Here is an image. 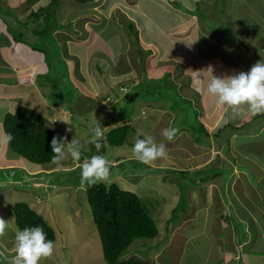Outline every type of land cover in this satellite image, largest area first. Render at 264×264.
Here are the masks:
<instances>
[{
  "label": "rangeland",
  "instance_id": "rangeland-1",
  "mask_svg": "<svg viewBox=\"0 0 264 264\" xmlns=\"http://www.w3.org/2000/svg\"><path fill=\"white\" fill-rule=\"evenodd\" d=\"M241 1L243 4L246 2L244 7L243 5L241 7V3H237L236 0H217V4L215 1L214 8L216 9L211 11V17L209 18L204 16L201 7L197 8L195 13L201 20V27H212L215 30L209 33V36L214 38L212 43L204 44L196 57H213L212 59H215L216 57L221 58V55H223L225 65L229 66L225 67V65H223V67H221L220 65L219 73L217 74V66H207L202 70L200 66L193 67L189 64L186 67H193V69L190 68L193 73V78L196 77V72H193L195 70L203 72V74L210 73L211 71L212 76L215 74H222V76L228 75V73L235 71L232 70L233 68H237L240 71L246 70L250 66L249 59L246 57V50L239 52L241 54L239 57L233 55L229 49L230 45L234 46L232 44H237V42L244 43L250 48H254L264 59V0H260L262 3L261 6L259 4L257 5L255 0ZM249 1L252 2L251 6L248 5ZM207 4L208 6L206 8L211 7L210 3ZM30 6L31 2L27 0H15L9 3L5 0H0V14L2 17H4V15H14L13 20H18L25 28V24L29 22L27 19L28 11L26 9H29ZM38 7L39 6H37L36 10ZM88 9L89 6L74 4L71 0H61L59 7L55 3L48 9V11L54 10L55 13H59V15L56 20L55 17H52L53 27L49 30V33L52 35L46 37L41 36V41L43 42L39 43L38 41L39 45L37 49L42 51L44 55L42 56L43 58L46 57L45 61L51 72L48 76L41 78L43 81L48 82L42 83L45 86L41 87L40 94L42 96L44 94H50L51 98H49V100L52 104L58 103L62 105V107H66V103L71 102V105L74 107H81L77 99L72 98V95H74L73 88L75 83L73 84L71 81L73 80V73L70 68L75 65V61L66 60L62 43H60L59 37L57 36L64 32L63 29L65 27H61V22L59 21L60 24H58L57 20H59V16L63 14L69 16V21L75 18L77 25H73L72 27L67 26L66 29L76 37L77 33H75V31H77V26L81 24L80 29L82 30L83 22L89 17L87 13ZM252 9H257L259 12L256 11L255 15H253L254 11ZM259 13L262 14V17ZM243 16L246 18L244 19ZM9 19L11 20L12 18L10 17ZM233 20L235 21L232 22ZM98 22L97 25L103 23L101 27L103 37L114 39L115 49L117 47V42H121L125 47L128 46L130 37L137 41L130 45V47H132V53L134 55H140L141 64L143 65H141L142 68L147 63L152 64L155 62V58L149 59L148 56L150 54H157L158 51H160L159 46L163 42L159 34L155 32V28L148 21L144 22L141 29V36L139 37L137 34L139 29L136 28V25L133 26V23L130 21L126 23L125 32L123 31L120 35L116 34L115 36L113 33L114 29L117 31V25L111 26L110 23L108 24L107 17L105 16H98ZM130 27H133L134 30L132 36L130 35ZM27 30L29 31L23 30V32L25 36L30 38L32 27L27 28ZM42 30L43 29L40 27V31ZM24 41L28 42L31 40L24 38ZM237 46L240 48L239 45ZM238 47H236V50ZM70 50L72 49H69V51ZM77 51H81L82 53L86 52L87 57H89L87 59L82 57L83 65L89 63L87 61L94 57V51L91 48L86 50L82 48H80V50L75 49L70 51V53H76ZM120 56L119 52L116 53V58L111 59L115 65L113 66V64L107 62L106 65H104V70L103 68L101 70L97 69L98 73L94 70L96 65L92 66V70L81 66L84 72H88L85 69L91 71L92 81L95 80L96 82H93L100 89L99 92H96L98 93V100L107 108L99 110L94 118L90 115L86 116V122L84 118H81L82 120L79 119L78 122L80 124L86 125L84 128H80L81 130L78 131V134L72 131V135H69L68 139L70 141L68 142H71L73 137L77 136L85 148L88 149L82 150L79 162H75L69 157L64 160L60 166L52 163L46 167L52 170L50 173L44 171L36 177L34 176V178H30L28 174L22 173V171L19 170L7 169L0 171V204H3L0 206V217L8 222V228L5 234L0 236V252L4 253L3 256H0V264H8V259L14 255V236L15 232L19 229L16 225L13 208L18 203H25L30 206L37 214L45 218L56 233L53 255L48 259L41 260L39 264H105L100 236L88 200V188L86 186L84 188L80 187V165L84 160L89 159L93 155L102 154L111 162L110 175L104 183L106 185L116 183L122 190L138 195L143 201L145 210L155 221L159 229L157 238L139 239L134 242L127 250L126 255H128V257L126 258H138L147 263L158 259L155 264H169V259H167V257L171 256L174 259L172 264H190V261L196 257V264H205L208 251L197 250L195 253L193 246L190 245L191 238L197 237L198 235H192L190 233L184 236L185 233L180 232V229L183 230L190 219H201L202 216L206 217V228L211 231L214 230L215 232L220 230L218 233H222L226 230L234 229L233 223L229 220V211L232 213V211L236 210L234 207H231V202L227 194L228 191L223 190L221 193L222 183L225 180H229L230 176L228 175L231 174L232 171L228 169L227 160L221 158L223 156L222 146H218L217 142L220 145L222 141L216 140L215 138H206L207 135L204 132L205 128L200 123L202 109L197 106L198 104L195 100V98L199 99L207 95L204 91L207 79L205 77V79L203 78L201 83L198 84L200 91H197L186 87L189 84L186 79L184 80L185 87H178V85L170 82H168L167 85V75L161 82L152 81L148 77L140 87L132 91L129 87V84H132L131 81H128L129 84H127L125 80L110 76V74H112L110 71L111 67H122V71L135 67L136 64L130 63V60L129 64L126 61V65H123ZM183 66L185 67V65ZM142 71H144V68ZM74 72H76V75L74 74L75 79L80 81L79 70L75 69ZM119 72L118 69L117 74ZM145 72L146 71H144V73ZM180 72L184 71L180 69ZM171 75L174 74L171 73ZM81 79L80 82L83 81L81 84L82 88H88L90 83L88 84L85 78L81 77ZM120 83L125 84V87L121 88ZM153 87L155 91H153ZM190 89L192 90V94ZM142 90L144 91L141 92ZM113 91L116 93L119 92L118 94L121 96L116 97V95H113ZM2 94V90H0V100ZM133 94L140 95L138 99L146 100L145 105L149 104L155 108L149 107V111L141 102L136 107L137 113L134 112L136 115H134L132 119L127 120V122H124L125 120H122L124 117H119L118 114H122L121 110L126 108L127 105L121 107V110L116 108L117 114L114 113L115 111L112 109L116 104L122 103V97L134 98L135 96ZM83 95L84 94L80 92V97ZM207 96L211 102L213 97ZM158 105H165L166 107L156 108ZM67 107L69 108L70 105ZM167 109L172 110L171 115L176 119L173 123L168 119L167 128L175 127L179 129V132L181 126H188L191 128L190 135L184 136L178 132L173 140H180L179 142L176 141L175 143H171L172 141H168L161 135V130L165 128L166 123V121L162 120H164L167 115ZM2 111L3 109L0 107V113ZM126 112L128 113V110H126ZM231 113L233 117L230 122V129L234 126V118L238 117L239 119L241 117L240 110L237 112L231 110L230 116ZM151 114L153 120L151 126L155 127V130L150 135L155 138L157 143L163 142L167 149L166 157L156 160L151 165H146L137 161L132 154V148H130L131 146L129 144H125L121 147L110 146L105 141L107 134L104 135L101 141L102 148L99 152H97L94 145L87 143L90 137L86 135L83 136V131L87 133L90 131L91 126L98 121H101L100 125L104 129V132L105 127L110 129L129 124L131 127H134L131 129L135 130L136 133L138 129V126H136L137 117H150ZM253 115L255 114L251 116ZM114 122V125L110 124ZM57 128L60 130V127ZM2 131L3 129L0 127V138L2 139H0V160L6 157L7 163L12 159L24 162L21 159L22 156L19 157L14 154V151L9 145V141L6 140L7 137L5 133L3 134ZM198 139L204 140V142L201 145L194 146V140ZM133 140H135L134 136L128 137V142H133ZM173 144L174 146H172ZM255 155L258 156L256 153ZM130 156H133V158ZM224 156L227 159L226 153ZM259 157L264 160V155H260ZM198 158H209L210 160H200L199 162L202 164L199 166V169L193 168ZM119 159L123 161L114 164V160L118 161ZM238 164L239 162H237V166ZM67 165L77 166L67 167L70 171H65L64 169L66 168L64 167ZM239 169L245 172V174L242 173V175L237 174L232 176L234 179L231 178V184L234 182V185H231V192L235 196L237 193L239 197H243L244 188V191L250 192L256 199H253L251 204L242 203L240 205H243L246 209L251 205L257 207L258 203L256 200L259 198V191L262 187L260 184L256 183V173L244 164L240 166ZM197 170L201 171V173L196 174ZM213 170L216 172L215 178H213L215 175ZM218 173H220L221 176H219L220 174L218 175ZM228 185L229 183L226 184V188ZM262 193H264V191H262ZM171 204L175 205V207L173 209L167 208ZM229 206L232 209H230ZM258 209L261 214L264 215V207ZM258 209H255V213H258ZM234 220L235 219H233V221ZM167 221H169L170 226L167 225ZM195 226L196 224L194 227ZM214 228H216V230ZM181 236L184 237L182 238ZM219 237L220 234H218L215 239H219ZM187 240L190 241L187 242ZM206 241L205 238L196 240L199 244ZM220 242V240H212L210 249L214 250L215 254L219 252L221 248H224V246H222L223 244H221L220 248ZM208 261L211 262L212 259L209 258ZM209 262L208 264H214ZM217 262L220 264L219 261Z\"/></svg>",
  "mask_w": 264,
  "mask_h": 264
},
{
  "label": "crops",
  "instance_id": "crops-1",
  "mask_svg": "<svg viewBox=\"0 0 264 264\" xmlns=\"http://www.w3.org/2000/svg\"><path fill=\"white\" fill-rule=\"evenodd\" d=\"M5 1L9 3L15 0ZM27 1L31 2V6L29 9H26L28 11L27 19L29 20V22L25 24V28L24 25L18 22V20H13L14 15L9 16L3 14L4 17H2L0 14V90H2L3 93L0 100V107L3 109V111L0 113V127H2L3 129V134L5 133L3 128V121L6 114L13 113L20 106L35 110L36 112L41 114L53 125L55 131L59 134V136H62L61 138H63L65 135H67V138L69 137V135H72V131L67 132L68 127H72L73 131L78 134V131L81 130L80 128H84V126L86 125L80 124L78 122L79 119L82 120L81 118H84L86 122V116L90 115L92 116V118H94L99 110L107 108L104 106V104H102V102H100V100H98V93L96 92H99L100 89L94 83L96 81H92L91 71H89L88 69L92 70V66L96 65L94 70L98 73L97 66L101 65L104 70V65H106L109 59H113V57H115L116 53L118 52L119 55H121L120 58L121 62H123V65H126V61L129 64V60L130 63L136 65L134 68H129L126 71H122V67L116 68L114 70L110 69V71L112 72L110 76L119 78L120 80H125L127 84H129L128 81H131L132 84H129V87L132 89V91L135 90V88L137 89V87L140 86L139 83L143 82L148 77L152 81L161 82L166 75L167 85L168 82H170L178 85V87H182L184 86V80L186 79L187 83H189L186 87L196 90L199 85L194 83L193 73L191 72L192 70L190 68L193 69V67L195 66H200L203 70L207 66H217L216 68L218 74L220 65L221 67L225 65L223 55H221V58L216 57L215 59H212L213 57H196L200 53L204 44L212 43V40L214 38H211V36H209V33L213 32L215 29L212 27H201V20L195 12L197 8L201 7L203 9L204 16L206 18L211 17L210 13L212 10L216 9L214 8V4L215 1L217 4V0H71L74 4L89 6V9L87 11L89 17L83 22L82 30L80 29L81 24L77 26V31H75V33H77L76 37L66 29L67 26L72 27L73 25H77L75 22V18H73L74 20L69 21V16L63 14L60 15L59 20H57L58 24H60L61 22V27H65L63 29L64 32L58 34L57 36L59 37L60 43H62L64 54L66 55V60L75 61V65L70 68L73 73V80L71 81L73 82V84L75 83L73 88L74 95H72V98L77 99L78 104L81 107H74L73 105H71V102H67L66 107H62V105L58 103L52 104L49 100V98H51L50 94H44L43 96L40 94L41 87L45 86L42 83L48 82L43 81L41 78L48 76L51 72L49 70V66H47V63L45 61L46 57H42L44 56L42 51L34 48V46H38L39 43H41V38L39 36H35V32L40 31V27L42 29H44V27L48 25H50V28L53 27L51 15L54 14L55 11H48V9L55 3L59 7V3L61 2V0ZM236 1L237 3H241V7L242 5L244 7V4H246V2L243 4L241 0ZM255 1L257 5H262L260 0ZM207 3H210L211 7L206 8L208 6ZM251 4L252 2L249 1L248 5L251 6ZM37 6L39 7L36 10ZM42 9L45 10L44 15H38L39 13L37 14L38 16H41L40 18L42 19V21L40 18L35 19V17H32ZM252 10L254 11L253 15H255V12L258 11L257 9ZM58 15L59 13H55V16L53 15L55 17V20L57 19ZM259 15L262 17L261 13H259ZM98 16H105L107 17L108 24L110 23L111 26H118L117 31L116 29H114V36L116 34L120 35L121 33H123V31L125 32L127 21L132 22L133 25H136V28L139 29L137 31L138 37L141 36V29L144 25V22L148 21L155 28V32L159 34V37L161 38L163 43L160 44V51H158L157 54H150L148 56L149 59L155 58V62L152 64L147 63L144 65L143 68L144 71H146L145 73L144 71H142L143 65L141 64L140 55H134L132 53V47H130V45L137 41L134 38L130 37L128 46L125 47L121 44V42H117V47L115 49L114 39L103 37L101 29L103 23L97 25V23H99ZM10 17L12 18L11 20L9 19ZM243 18L245 19L246 17L243 16ZM234 21L235 20H233L232 22ZM30 27H32L31 37L28 38L27 36H25L23 30L28 32L29 30H27V28ZM96 27L97 29L95 30ZM130 30V35L132 36L133 31L132 29ZM24 38L30 39L31 41L26 42L24 41ZM232 45L234 46L230 45L229 49L231 50L233 55L239 57L241 55L239 52H242V50H246V48H250L248 45L240 42ZM237 45H239L240 48ZM236 47H238L237 50ZM80 48L84 50L91 48L94 51V57L90 58V60L87 61L89 63H87L86 65H83L82 63V57H84V59L89 58L87 57L86 52L82 53L81 51H77L76 53H70V51L75 49L80 50ZM69 49L72 50L69 51ZM250 49L252 51H256L254 48ZM246 57L249 59L250 66L246 70L242 71L237 68H233L232 70L235 71L228 73V75L239 72H248L252 67L253 62L252 56L249 55L248 52L246 54ZM261 57L263 59V56ZM189 64H191L193 67H186ZM183 65H185V67ZM81 66L88 68L85 70L89 73L84 72L83 67ZM228 66L225 65V67ZM75 69L79 70L80 81L82 80V77L85 78L88 84L90 83L88 88H82L81 84L83 83V81L80 82L75 79ZM118 69L120 72L117 74ZM180 69L184 72H180ZM193 72L198 71L195 70ZM171 73H173L174 75H171ZM200 73L201 76L199 73H196V78H201L200 83L204 77L207 79V82L213 77L211 71L207 74H203V72ZM217 74H215V76L223 77L222 74ZM120 84L121 86L123 85V83ZM152 89L153 91H155L154 87ZM143 91L144 90H142L141 92ZM80 92L84 94L82 97H80ZM116 94L117 93L113 91V95ZM133 95L135 96L136 94ZM195 100L197 101V106L202 109L200 123L205 128L204 132L207 135L206 138H215L216 140L222 141L220 145L217 142L218 146H222L221 149L223 151V156L221 158L227 160L228 169L232 171L231 174L228 175L230 176L229 180L222 183L221 193L223 192L224 184L229 183L228 187L226 188L227 191L229 188H231V185H234V182H232L231 184V178L234 179V177L232 176H235L237 174L242 175V173L245 174V172L239 169L243 164L250 168L254 173H256V183L260 184L262 189L260 188V191L258 190L259 198L258 200H256L258 203L257 207H253L251 205L247 209L243 207L244 209L240 212L232 211L231 213L229 211V220L233 223V230H226L222 233H218L220 230L215 232L214 230L211 231L206 228V217L202 216L201 219H190L187 226L183 230L180 229V232H184V236L190 233L192 235H198L197 237H192L191 241L187 240V242H191V244H189L193 246L195 253L197 252V250L208 251L205 264H208L209 258L212 259L211 262L214 264H218L217 261H219L220 264H264V215H262L260 210L258 209L264 207V193H262V191H264V160L263 158L260 159L259 157L260 155H264V113H259L251 116L252 113L248 111L247 106H242L240 109L241 117L239 119L238 117L234 118V126L230 129V122L232 121L233 117L232 113L230 116L231 109H229L227 106H218L215 103L214 98L210 102L207 95H204L199 99L195 98ZM141 102L144 104V106L147 107L149 111V107H153L152 105H145L146 101L141 100L136 102L133 110H130L128 106L121 110L120 108L124 106L122 104L124 102L116 104L112 110H114V113L117 114L116 108H119L122 111V114H118L119 117H124V119L122 118V120H125L124 122H127V120L132 119V117L136 115L134 114V112L137 113L136 107ZM68 105H70L69 108L67 107ZM160 107L164 108L166 106L158 105L156 108ZM126 110H128V113L126 112ZM171 113L172 110L167 109V115L165 116L164 120H162L166 121L165 128H167L168 119H170L172 123L176 121ZM137 119V132L140 131L147 135H150L154 132L155 127L151 126L153 122L152 114L150 115V117H137ZM65 121L69 122L71 125H69ZM100 123L101 121H98L95 124ZM95 124L93 126H95ZM110 124L114 125L115 122ZM57 127H60V130H58ZM113 129H116V127L110 129L105 127V135ZM190 131V127L181 126L179 133L186 136L190 135ZM83 133V136L86 135L87 137H90L91 135L90 131H88L87 133L83 131ZM136 133L135 130L131 129L128 137L134 136L136 138ZM128 137L125 144H129L131 146L130 148H132L134 140L133 142H128ZM6 140H8V138H6ZM68 141L70 140L68 139ZM176 141L179 142L180 140H172L171 143H175ZM203 142L204 140L201 139L194 140L193 145L198 146ZM172 146H174V144ZM225 153L227 155V159L224 156ZM255 153L258 154V156L255 155ZM14 154L21 157L15 152ZM130 157L133 158V156ZM21 159L24 162L12 159L9 163H7L6 157H4L2 160H0V171L7 169L19 170L22 171V173L28 174L30 178H34V176L36 177L44 171H46V173H50L52 171L46 168L50 164L39 165L31 163L23 157H21ZM200 160L208 161L210 159L198 158V160L195 161L197 163H195L193 168L199 169V166H201L202 164L199 162ZM121 161L123 160H114V164H118ZM237 162H239V168L237 166ZM70 166L75 167L77 165H67L64 167L66 168L64 170L70 171L69 168L67 169V167ZM198 173H201V171L197 170L196 174ZM235 197L236 201H238L239 204H251L252 200L256 199V197L250 192L244 191V188L243 197H239V194L237 193ZM1 205L3 204H0V206ZM174 207L175 205L171 204L167 208L173 209ZM256 208L258 209V213H255ZM235 218L240 219L239 223H236L235 220L233 221V219ZM195 224L196 226L194 227ZM167 225H169V221H167ZM214 229L216 230V228ZM218 234H220L219 239H215V237L217 238ZM184 236L181 237L183 238ZM200 238H205L208 242L206 241L201 244L197 243L196 240H199ZM212 240H220V248L221 244H223L222 246H224L225 249L221 248L220 251L215 254V251L210 249V247L212 246ZM167 259H169V264H172L174 261L171 256L167 257ZM157 260L158 259H155V261L153 260L151 262L157 263ZM196 260L197 259L195 257L192 261H190V264H196Z\"/></svg>",
  "mask_w": 264,
  "mask_h": 264
},
{
  "label": "trees",
  "instance_id": "trees-1",
  "mask_svg": "<svg viewBox=\"0 0 264 264\" xmlns=\"http://www.w3.org/2000/svg\"><path fill=\"white\" fill-rule=\"evenodd\" d=\"M44 11L42 9L32 17L39 19L41 16L38 15H44ZM53 15L55 16V13L51 16L54 17ZM130 28L133 30V27ZM49 30L50 25L44 27L42 31L35 32V36L41 38V36L52 35ZM40 42L42 41L40 40ZM37 47L34 46L35 49ZM111 59L108 62L114 66L115 64ZM97 69L101 70V65H98ZM111 69L114 70L116 67H111ZM143 82L139 83L140 86ZM124 87L125 84L121 86V88ZM118 93L116 97L121 96ZM138 98H140V95L136 94L134 98H122L121 102H126L123 105H127L130 110H133L137 101L144 100ZM3 128L9 140V145L15 153L31 163L39 165L52 164L51 140L54 136L59 135L54 130L53 125L41 114L35 110L20 106L14 113L6 114ZM130 130L131 126L124 124L111 130L107 134L105 141L110 146L121 147L126 143ZM215 177L216 172L213 178ZM86 187L88 188V200L94 222L100 236L105 264H153L138 258H126L128 257L126 252L134 242L139 239H155L159 235V229L145 210L142 199L135 193L122 190L116 183L106 185L101 182L94 186ZM223 190H227L226 184H224ZM231 191L232 189L229 188L227 193L231 207H234L236 212H240L244 209L243 205L236 201V197ZM13 213L19 230H23L26 227L42 226L47 238L55 243L56 233L52 226L30 206L25 203H18L14 206ZM235 221L239 223L240 219L235 218Z\"/></svg>",
  "mask_w": 264,
  "mask_h": 264
},
{
  "label": "clouds",
  "instance_id": "clouds-1",
  "mask_svg": "<svg viewBox=\"0 0 264 264\" xmlns=\"http://www.w3.org/2000/svg\"><path fill=\"white\" fill-rule=\"evenodd\" d=\"M248 54L251 55L250 52ZM196 73L201 76L200 72ZM200 80V77H194L195 84L198 85ZM196 90L200 91V88L197 87ZM204 91L215 99L218 106H227L233 112H237L242 106H247L252 114L264 113V59L253 64L248 72L223 77L213 75L208 80ZM71 131H73L72 127H68L67 132ZM178 132V128L168 127L161 130V135L168 141H172ZM90 133L87 143L94 145L99 152L105 135L104 129L100 124H95L90 128ZM82 150L88 149L77 136H74L71 142H68L67 135L63 138L54 136L51 140L53 154L51 163L60 166L69 157L79 162ZM132 154L137 161L151 165L156 160L166 157L167 149L163 142L157 143L153 136L138 131L132 146ZM110 168L111 162L102 154L93 155L84 160L80 165V187L94 186L106 181L110 175ZM7 228L8 222L0 217V236L5 234ZM54 247V242L47 238L42 226L17 230L14 236V255L8 259V264H39L41 260L53 255ZM3 255L4 253L0 252V256Z\"/></svg>",
  "mask_w": 264,
  "mask_h": 264
},
{
  "label": "water",
  "instance_id": "water-1",
  "mask_svg": "<svg viewBox=\"0 0 264 264\" xmlns=\"http://www.w3.org/2000/svg\"><path fill=\"white\" fill-rule=\"evenodd\" d=\"M246 52L251 53L253 64L262 59V57L256 51H252L250 48H246Z\"/></svg>",
  "mask_w": 264,
  "mask_h": 264
}]
</instances>
